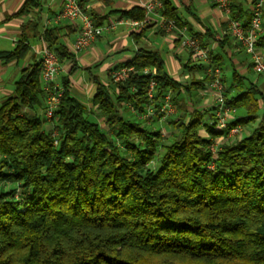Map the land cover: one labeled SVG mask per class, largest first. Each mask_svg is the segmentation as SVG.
Here are the masks:
<instances>
[{
    "label": "trees",
    "instance_id": "obj_1",
    "mask_svg": "<svg viewBox=\"0 0 264 264\" xmlns=\"http://www.w3.org/2000/svg\"><path fill=\"white\" fill-rule=\"evenodd\" d=\"M161 12L177 23L164 3ZM120 14L144 18L137 7ZM43 40L60 63L71 58L52 31ZM27 49L19 41L0 58L18 59ZM119 66L132 67L122 81L93 78L91 106L63 76L49 120L37 112L45 103L40 59L2 100L0 264H264V93L256 82L232 70L226 86L221 74L235 108L227 128L245 131L219 140L212 154L223 130L209 108L186 97L206 87V65L202 79L182 82L158 52L138 48ZM166 91L172 117L158 110Z\"/></svg>",
    "mask_w": 264,
    "mask_h": 264
},
{
    "label": "crops",
    "instance_id": "obj_2",
    "mask_svg": "<svg viewBox=\"0 0 264 264\" xmlns=\"http://www.w3.org/2000/svg\"><path fill=\"white\" fill-rule=\"evenodd\" d=\"M26 1L0 0V54L13 50L19 41L28 45L26 53L18 59L5 62L0 58V104L13 93L14 83L20 77L22 69L39 60V51L46 45L43 40V33L46 30L52 31L56 45L64 46L72 55L70 59H62L61 69L54 79L55 83L60 85L61 78L67 75L71 89L72 86H79L82 91L90 93V96L94 92L93 78L96 77L93 76L82 85L79 83L76 85L70 75L78 68L88 70L99 68L105 73L106 83L110 71L132 59L138 48L158 52L167 73L179 81L202 79L205 76L203 69L205 63L191 62L195 59L189 50L186 61L183 63L181 61L184 57L182 48H186L181 43V37L184 35L194 37L201 46L217 56L221 66L225 63L230 72L236 70L247 76L250 70L253 71L249 67V55L226 33L227 19L231 17V13L226 15L211 0H161L164 3V10L171 9L177 19L171 33L162 31L161 22L165 17L160 10L147 16L142 32L133 30L126 23L117 24L99 35L87 49L76 53L71 50V46L79 33L80 19L55 20V15L61 9V0H32L23 8ZM147 1L149 0H78L82 10L98 24L121 17L130 18L121 16L120 12L133 7L141 9V4ZM252 2L253 0H230L231 12L238 16V20L246 22ZM263 35L264 20L258 37ZM73 64L75 69L69 74ZM228 69L225 68L224 72L222 70L224 84L226 81L229 84L230 81L231 73L228 76L226 74ZM64 71L66 74H63ZM200 89L202 88L195 90L198 100L195 103L199 107L206 105L209 99V94L203 93ZM87 105L89 106V103ZM37 112L41 114L42 108L40 107Z\"/></svg>",
    "mask_w": 264,
    "mask_h": 264
},
{
    "label": "built area",
    "instance_id": "obj_3",
    "mask_svg": "<svg viewBox=\"0 0 264 264\" xmlns=\"http://www.w3.org/2000/svg\"><path fill=\"white\" fill-rule=\"evenodd\" d=\"M212 3L222 10L226 15H230V0H211ZM163 8L161 0H149L141 4V9L144 12V18L133 19L123 18L118 20L107 21L103 24H97L93 19L85 13L78 3V0H61V9L55 15V20H75L80 19V29L78 35L75 37L71 50L73 52H80L87 49L91 43L103 32L112 29L117 24H129L133 30L139 32L142 30L147 22V16L150 13H155ZM264 0H254L250 6L249 17L246 22L229 17L227 19L226 33L249 55L252 62V70L264 77V44L258 45L256 43L261 30V25L264 20ZM161 28L167 33H171L175 27L172 19L165 18L161 22ZM181 43L191 53L193 59L202 61L206 65V74L209 77L206 81V87L203 93H208L212 96L209 104L205 108H209L213 114L216 129L223 130V134L219 139L210 144L209 149L212 154L217 151V142L224 139H234L241 135L244 130L243 127L237 125L227 128L228 122L233 119L235 108L228 105L223 95L224 87L221 81V69L212 62L209 50L200 45V43L190 35L181 37ZM39 59L41 63V83L45 92V103L42 109V115L45 119H51L53 112L57 106L59 98L62 95L63 89L60 85L55 83V76L61 69V63L57 55L46 45L41 47L39 51ZM132 67L119 66L110 71L112 81L118 82L124 80ZM144 72H148L147 69ZM155 86L154 80L150 79L147 96L149 98L153 95V88ZM172 94L166 91L162 97V103L159 111L164 113V116H169L176 112L172 101ZM149 113H153V108H148ZM56 143V141H55Z\"/></svg>",
    "mask_w": 264,
    "mask_h": 264
},
{
    "label": "rangeland",
    "instance_id": "obj_4",
    "mask_svg": "<svg viewBox=\"0 0 264 264\" xmlns=\"http://www.w3.org/2000/svg\"><path fill=\"white\" fill-rule=\"evenodd\" d=\"M184 47H185V46H184ZM161 49H162V48H161ZM163 50H164V49H163ZM182 50H183V56H184V57H182L181 61H182V63H183V62L186 61V59H187V57H188V49H186V48H182ZM163 52H164V51H163ZM191 62H198V61L195 60V61H191ZM190 64H193V63H190ZM79 66H81V65H78V67H79ZM221 67H222L223 72L225 71V68L228 69V66L225 65V63H224V65H222ZM226 72H227V71H226ZM230 73H231V72H230V70L228 69V73H226L227 76H228ZM63 74H66V72L64 71ZM221 74H222V71H221ZM93 76H95V77L98 79V81H100L101 83H104L105 80H106L105 73L102 72L99 68H91L90 70H88V69H82V68L80 69V68H78V69L76 70V72H74V73H72V74L70 75L71 79H72L74 82H76V85H78V83H79L80 85H82L83 83H85L87 80H89V79L92 78ZM247 76H248L251 80L255 81L256 84H257V86L259 87V89L264 93V77L258 75L257 73H255L254 71H251V70L248 72ZM225 84L227 85V84H228V81H226ZM71 90H72V94H73L74 96H76L80 101H82V102L85 103V104L89 103V106H91V102L88 101V100H90V97H91V96H90V93L88 94L87 92L82 91L81 87H79V86H76V87L72 86V89H71ZM200 90H202V92L204 91V89H200ZM90 91H91V88H90ZM195 92H196V91H193L190 95H187V96H186L187 99H191L194 103L198 101V100H196V95H197V93L195 94ZM229 96H230V95H229ZM208 97H209V99H208V101H206V102H207L206 105L209 104L210 101L212 100V96H211L210 94H209ZM261 105H262V108L264 109V102H263ZM203 107H205V106L203 105ZM121 112L123 113V110H121ZM241 113H242V111H241L240 109H237V110H236V114H241ZM169 117H172V115L169 116ZM164 123H165L164 118H161L160 121L158 122V126L167 129L168 127H167L166 125H164ZM164 126H165V127H164ZM163 131H164V130H163ZM244 131H245V130H243V132H244Z\"/></svg>",
    "mask_w": 264,
    "mask_h": 264
}]
</instances>
